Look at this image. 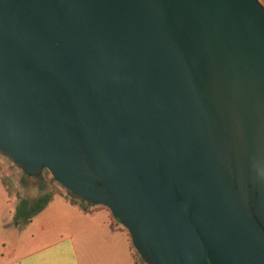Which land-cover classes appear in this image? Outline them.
<instances>
[{"label": "water", "instance_id": "obj_1", "mask_svg": "<svg viewBox=\"0 0 264 264\" xmlns=\"http://www.w3.org/2000/svg\"><path fill=\"white\" fill-rule=\"evenodd\" d=\"M0 154L144 264H264V6L0 0Z\"/></svg>", "mask_w": 264, "mask_h": 264}, {"label": "crops", "instance_id": "obj_2", "mask_svg": "<svg viewBox=\"0 0 264 264\" xmlns=\"http://www.w3.org/2000/svg\"><path fill=\"white\" fill-rule=\"evenodd\" d=\"M102 207L83 213L64 197L51 199L25 226L0 242V264H134L127 232ZM6 246H10L8 249ZM144 264V263H143Z\"/></svg>", "mask_w": 264, "mask_h": 264}, {"label": "rangeland", "instance_id": "obj_3", "mask_svg": "<svg viewBox=\"0 0 264 264\" xmlns=\"http://www.w3.org/2000/svg\"><path fill=\"white\" fill-rule=\"evenodd\" d=\"M259 1L264 6V0ZM68 195L46 170L35 176H27L0 154V242H9L12 237L15 228L13 216L20 203L26 200L29 208H32V203L38 198L50 196L51 199L63 202V196ZM107 214L109 211L103 208L97 216L105 217ZM112 220L118 225L114 218ZM9 247L6 246L7 249Z\"/></svg>", "mask_w": 264, "mask_h": 264}, {"label": "trees", "instance_id": "obj_4", "mask_svg": "<svg viewBox=\"0 0 264 264\" xmlns=\"http://www.w3.org/2000/svg\"><path fill=\"white\" fill-rule=\"evenodd\" d=\"M57 192V191H56ZM71 205L77 206L83 213H92L98 207L96 206H87L85 205L82 201L76 200L72 196H63ZM51 201V197L45 196L38 198L32 203V208H29V205L27 201H23L20 203V205L16 208L13 216V222H14V227L17 228L18 230H23L25 226L31 221V219L40 213L46 206L47 204ZM112 217V216H111ZM113 218V217H112ZM115 227H118V225L113 222L110 224V228L114 230ZM122 229L121 227H118ZM123 230V229H122ZM133 250V249H132ZM133 259H134V264H142L138 260V256L136 252L133 250L132 252Z\"/></svg>", "mask_w": 264, "mask_h": 264}]
</instances>
